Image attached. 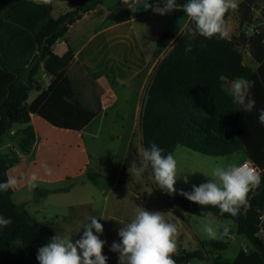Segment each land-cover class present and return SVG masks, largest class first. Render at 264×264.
<instances>
[{
    "label": "crops",
    "instance_id": "obj_1",
    "mask_svg": "<svg viewBox=\"0 0 264 264\" xmlns=\"http://www.w3.org/2000/svg\"><path fill=\"white\" fill-rule=\"evenodd\" d=\"M242 1L238 0V4ZM147 2L155 6L157 0H138L132 6L124 0H103L72 24L52 48L59 57L72 51V60L58 76L48 73L42 62L35 76L40 88L29 94L31 124L38 137L34 152L21 155L7 140L1 148L4 154L14 151L20 155V162L8 171V177L18 179V185L12 189V201L24 205L39 224L47 227L48 241L55 235L75 241L83 235L78 230L89 222L88 217L103 218L99 222L104 231L97 235L106 241L103 254L108 257L107 264H119V253L110 248L113 242L120 241L118 231L134 217L137 206L164 212L166 219L177 225L178 233L190 227L186 211L174 201L175 194L159 189L148 170L142 179H137V188L123 177L125 158L136 130H140L149 84L171 49L160 48L158 41L165 33L181 37L190 26L182 10L160 15L150 8L146 10ZM257 2L252 8L251 22L243 26L240 13L230 11L227 39L238 35V29L249 33L253 27L264 25V0ZM66 3L52 0L54 18L76 9ZM127 10L130 19L118 22L116 17ZM250 57L254 60L252 54ZM248 66L258 68L255 60ZM100 134H104V146L98 144ZM96 154L110 163L120 158L118 168L92 166ZM174 157L178 175L189 178L187 184L179 178L176 189L191 191L192 185L210 180L204 175L210 176L214 169L209 168L205 159L210 157L181 146L176 148ZM45 163L52 169L51 176L44 172ZM33 173L38 176V186L29 189L28 178ZM55 196L63 197L54 201V209L45 210L44 200ZM71 223H78V227ZM198 240L200 247V241L205 240Z\"/></svg>",
    "mask_w": 264,
    "mask_h": 264
},
{
    "label": "trees",
    "instance_id": "obj_2",
    "mask_svg": "<svg viewBox=\"0 0 264 264\" xmlns=\"http://www.w3.org/2000/svg\"><path fill=\"white\" fill-rule=\"evenodd\" d=\"M63 1L76 9L54 18L52 3L0 0V182L6 181L9 169L20 162L19 154H32L38 143L27 101L30 92L40 88L35 76L41 63L44 62L45 70L51 75L61 74L73 53L56 56L53 46L65 37L72 24L103 0ZM186 2L177 0L181 5ZM256 2L243 0L238 4L241 26L251 22ZM129 19L128 10L116 17L118 22ZM187 37L188 29L181 37L165 33L158 41L160 48L171 50L158 64L146 93L140 120L142 147L155 143L164 149L165 155H174L181 146L209 157H225L243 151L263 173L260 186L249 193V206L242 207L235 217L221 216L218 208H201L179 195L180 189L174 196L182 210L195 216L232 219L238 233L248 239L253 250H240L234 261L220 255L211 261L209 253H204L207 244L211 252L225 251L229 244L225 240L200 241L199 250H183L173 259L176 264H189L193 260L209 264H264V241L256 237L259 210L264 207V125L259 122V112L264 109V30L252 37L240 33L232 39L197 36L192 52L185 54ZM244 46L250 48L257 69L245 64L241 50ZM237 77L255 82L251 95L256 104L251 112H242L233 104L225 88L226 81ZM17 124L24 127L13 133ZM8 139L19 154L1 152ZM132 161L140 162L133 144L125 158L123 177ZM148 172L150 174L151 169ZM12 195V189L0 192V215L13 220L7 228H0V264H39L37 251L49 243L47 227L39 224L24 205H16Z\"/></svg>",
    "mask_w": 264,
    "mask_h": 264
},
{
    "label": "clouds",
    "instance_id": "obj_3",
    "mask_svg": "<svg viewBox=\"0 0 264 264\" xmlns=\"http://www.w3.org/2000/svg\"><path fill=\"white\" fill-rule=\"evenodd\" d=\"M50 4L52 0H43ZM125 3L128 0H124ZM161 3L163 6H161ZM144 8L154 13L165 15L176 10H182L188 21V37L185 44V54L193 50V41L197 36L205 39L214 37L225 39L229 36L226 15L238 9V0H187L178 4L177 0H157L155 6L147 4ZM203 46V45H202ZM255 82L244 77L233 79L228 88L232 102L238 105L242 112H251L256 101L252 98L251 89ZM259 122L264 125V109L259 112ZM140 162L132 161L128 171L135 178L142 179L144 173L151 169L150 178L159 189L167 194H175L177 180L182 177L185 184L189 183L187 175H178V162L172 153L164 154V149L155 143L148 148L140 149ZM45 174L51 176L52 169L46 163L42 165ZM204 174V173H203ZM210 180L200 185H192L190 192L181 190L179 195L185 197L201 208L214 207L219 209L221 216L229 214L237 216L242 207L249 206V193L261 184V170L254 166L251 160L231 162L217 165L211 175L204 174ZM38 176L33 173L28 178L29 189H35ZM18 185V179L10 176L0 182V192H7ZM184 215H188L187 212ZM102 217H88V223L83 225L81 238H62L55 235L49 243L38 249L36 259L39 264H107L108 257L103 254L105 240L97 234L104 231L99 222ZM179 221L178 218H176ZM13 223L11 217L0 215V228H7ZM219 225L204 226L205 234L212 239L217 236ZM225 235L228 233L224 227ZM120 241L113 242L110 251L119 253V264H176L173 256L177 254L178 228L169 222L161 211H149L136 207L135 215L130 222L124 224L118 231Z\"/></svg>",
    "mask_w": 264,
    "mask_h": 264
},
{
    "label": "rangeland",
    "instance_id": "obj_4",
    "mask_svg": "<svg viewBox=\"0 0 264 264\" xmlns=\"http://www.w3.org/2000/svg\"><path fill=\"white\" fill-rule=\"evenodd\" d=\"M33 1H35L37 3L43 2V0H33ZM58 1L66 3L63 0H58ZM66 4H68V3H66ZM68 5H70V4H68ZM256 6L260 7V3L257 2ZM263 30H264V25H259V26L253 27V29L249 33H245L241 29H238L237 33L238 34L243 33L244 35H246V37H252L254 34L260 33ZM241 50H242V53L244 54L245 63L247 65H252V63L254 64V60L252 59V57H250V54H251L250 48L249 47H243ZM230 83L231 82L226 81L225 82V88L228 89L230 86ZM23 127L24 126H15L13 128V133H16V132L22 130ZM97 128H99V127L96 126V129ZM102 135H104V134H100L101 139L98 142V144L100 146L105 145V142H104L105 140H104V137ZM88 137L89 136L87 135V140L90 141V139H89L90 137L89 138ZM133 142H134L133 145L135 146V148L140 153V149L142 148L141 129L136 130ZM7 143L10 144L12 147H14V143H12L9 139L7 140ZM91 144H93V143H91ZM207 157H209V156H207ZM139 159H140V154H139ZM205 159H207L206 161H209L210 164L208 166L210 168L211 166L215 167L217 165L216 162L219 163L218 165H226V164L231 163V162H240L242 160H245V153L243 151H241V152H238V153H235L232 155H228L225 157H210V158H205ZM119 162H120V158H118L114 162L110 163L108 161V159L103 158L102 156H99L96 154L92 166H100V165L103 166V165H105L106 167L112 166L113 168L117 169ZM124 180L132 181L133 185H134L133 187L134 188L138 187L137 178H135L134 176L129 174V172L127 174H125ZM148 186H151L150 182L148 183ZM91 191L93 192V190H91ZM61 197H63V196H55L52 198L53 200L52 199L44 200L42 207L47 211L54 209L55 208L54 201L55 202L60 201V199H62ZM36 207H40V205L37 204ZM33 216L36 217V214L33 213ZM187 217H188V224L190 227H188L185 230L178 233V236H177V247H178L177 254L183 250L192 252V251H196L197 249H200L201 247H199V240L198 239L205 240V241L225 240L229 244L228 249L223 251V252H213V251L211 252V246L207 244L206 245L207 247L204 250V253H209L211 261H213L217 255L222 256L225 260L234 261L240 250L251 251L254 249L253 246L251 245V243L248 241V239L245 236L238 233L237 224L232 219H219L213 215H208L206 217H199V216H195V215L190 214V213H188ZM206 224H212L213 226L219 225V228L217 229V236L215 239L209 238L205 234L204 226ZM71 225L78 227V223H76V224L71 223ZM225 226H227V228H228L227 235H225L223 232V229ZM83 231H84L83 227L81 230H78V232L82 233V234H83ZM193 232H195L198 235V238H196L194 236ZM229 235H231V236H229ZM180 249H182V250H180ZM189 264H209V263H208V261L193 260Z\"/></svg>",
    "mask_w": 264,
    "mask_h": 264
},
{
    "label": "built area",
    "instance_id": "obj_5",
    "mask_svg": "<svg viewBox=\"0 0 264 264\" xmlns=\"http://www.w3.org/2000/svg\"><path fill=\"white\" fill-rule=\"evenodd\" d=\"M138 2V0H128L129 6L135 5ZM250 160V159H247ZM254 164V163H253ZM254 166H256L254 164ZM257 167V166H256ZM259 170H261V175L263 173V169L257 167ZM258 232L256 234V237L262 239L264 241V207L259 210V219H258ZM231 236V235H229Z\"/></svg>",
    "mask_w": 264,
    "mask_h": 264
}]
</instances>
